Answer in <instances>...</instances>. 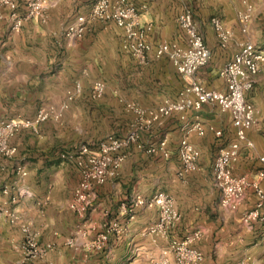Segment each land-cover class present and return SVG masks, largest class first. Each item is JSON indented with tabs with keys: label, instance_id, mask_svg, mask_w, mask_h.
<instances>
[{
	"label": "crops",
	"instance_id": "1",
	"mask_svg": "<svg viewBox=\"0 0 264 264\" xmlns=\"http://www.w3.org/2000/svg\"><path fill=\"white\" fill-rule=\"evenodd\" d=\"M95 1L48 0L45 17L25 21L19 33L12 31L11 16L26 13L25 1L15 0L13 6L0 8V120H33L39 111L50 108L60 114L58 120L23 127L10 140L13 157L1 158L0 232L8 228L9 238L18 243L21 225H29L40 248L46 250L35 264H160L162 252L172 240L196 231L201 235L193 245L203 253L201 264H264V222L251 226L243 222L244 211L257 200L253 191H248L236 211L220 206L214 162L236 135L230 115L218 104L187 110L184 120L174 112L152 123L142 132V143L148 147L167 138L170 156L130 147L119 174L94 189L86 216L71 209L81 175L62 155L82 144L96 148L110 135L124 137L136 120L125 103L156 110L166 101L177 100L185 86L167 58L152 56L140 64L127 54L122 47L124 30L112 21L88 19L81 39H67V27L79 16L89 18ZM127 1L140 9L141 22L152 26L148 39L154 45L165 41L185 46L177 18L187 8L192 11L211 51L209 64L196 75L208 89L226 90L219 70L233 60L240 42L251 40L264 53V0ZM245 2L254 7L247 33L238 20ZM213 18H219L232 32L226 46L219 43ZM96 81H103L106 90L95 98ZM76 83L81 92L69 101L68 93L75 90ZM245 98L256 110V123L247 132L254 147H241L234 173L259 180L264 189L260 175L264 168L260 161L264 157V68ZM196 121L206 127L204 136L186 132ZM185 137L199 149L200 157L196 169L180 178V141ZM17 166L27 171L25 177L17 174ZM157 192L172 196L180 213L179 222L167 236L148 231L159 220L158 207L138 208L134 220L123 211V204L135 195L150 198ZM10 214L18 221L6 227ZM111 221L120 229L111 233L102 250L91 249L89 244ZM71 240L73 246L68 244ZM170 264H174L171 256Z\"/></svg>",
	"mask_w": 264,
	"mask_h": 264
},
{
	"label": "built area",
	"instance_id": "2",
	"mask_svg": "<svg viewBox=\"0 0 264 264\" xmlns=\"http://www.w3.org/2000/svg\"><path fill=\"white\" fill-rule=\"evenodd\" d=\"M24 1L27 6L26 13L22 16L13 13L11 16V28L15 33L21 31L25 21L44 18L48 7V0ZM14 3L15 0H0V8L11 7ZM253 10L254 7L245 2L244 9L238 13L243 33L248 31ZM140 13V9L127 0H96L89 18L77 17L76 21L67 27L65 36L70 41L81 39L86 31L88 19L101 22L112 21L124 30L125 38L122 47L127 54L140 64L147 63L152 56L167 58L184 80L185 86L179 92L177 100L166 101L156 110L141 108L133 102L125 103L126 109L134 115L136 120L124 137L110 135L99 142L96 148L82 144L76 150L62 155V158L72 161L77 166L81 175L74 189L71 209L82 217L86 216L92 206L91 196L94 189L119 174L127 158L126 150L130 147L134 146L148 154L160 153L165 158L170 156L167 149V138H164L158 145L146 147L142 143L141 134L152 123L174 112L180 113V118L184 120V113L187 110L199 111L206 104H218L223 112L230 115L236 135V140L223 147L214 162L215 185L221 192L220 206L225 211H236L245 201L248 191L252 190L257 200L253 208L244 211L243 222L247 226L258 221L264 222V189L259 180L234 173V166L238 161L241 147L243 145L248 148L254 147L247 132L256 123V110L246 100L245 94L252 89L256 77L264 68V53L251 40L240 42L239 52L235 54L233 60L219 70V76L225 81L226 90H211L196 78L197 71L209 64L211 51L198 29L192 11L187 8L177 18L186 38L185 46L177 42L165 41L152 44L148 39L152 26L141 22ZM212 24L219 43L226 46L232 38L231 30L219 18H213ZM105 90L106 84L103 81H96L93 86V96L101 97ZM79 92H81V85L76 83L75 90L68 93V100H73ZM51 118L56 120L60 118V114L54 108L39 111L33 120H0V170L2 168L1 158L13 157L14 149L10 146V140L23 127H33ZM206 131V127L200 121L190 124L186 129L188 134L195 133L198 136H204ZM217 134L221 135L219 132ZM180 149L182 164L177 175L183 178L196 169L200 151L187 137L181 139ZM260 161L264 165V157H260ZM17 174L23 178L27 175V171L22 166H17ZM260 175L264 178V168ZM6 191L7 189H4L5 193ZM154 206L159 209V220L150 226L148 231L152 234L167 236L180 220L176 202L169 194L157 192L150 198L137 194L123 204V211L129 220H134L138 208ZM9 216L12 223L18 220L14 214ZM120 227L114 221L105 224L104 231L93 239L89 247L93 250H102L109 241L111 233L117 232ZM20 229L24 233L28 246L33 249L32 255L39 256V258L43 256L46 250L40 248L36 233L27 224H22ZM200 235L201 232L196 231L181 240H172L163 252L160 264H170V256L173 257L174 264H201L204 259L203 253L193 245ZM73 240L68 242L69 246L74 245Z\"/></svg>",
	"mask_w": 264,
	"mask_h": 264
},
{
	"label": "rangeland",
	"instance_id": "3",
	"mask_svg": "<svg viewBox=\"0 0 264 264\" xmlns=\"http://www.w3.org/2000/svg\"><path fill=\"white\" fill-rule=\"evenodd\" d=\"M17 221L18 220H16V222L14 223L9 221L10 223H8L6 227H8L9 224L11 226L12 224L17 223ZM9 236H10V231L8 230V228H6L5 231L0 232V264H35V262H37L38 260H40V258H42V256L39 258L38 255H37L38 257L32 255L33 249H31L28 246L27 241L23 237L24 236L23 232H22V239L18 243L16 241H11Z\"/></svg>",
	"mask_w": 264,
	"mask_h": 264
}]
</instances>
